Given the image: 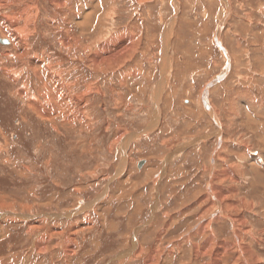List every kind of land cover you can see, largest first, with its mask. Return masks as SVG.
Wrapping results in <instances>:
<instances>
[{"label": "rangeland", "instance_id": "rangeland-1", "mask_svg": "<svg viewBox=\"0 0 264 264\" xmlns=\"http://www.w3.org/2000/svg\"><path fill=\"white\" fill-rule=\"evenodd\" d=\"M0 1V40L8 41L0 44V218L6 217L0 219V263L63 264L61 252L53 246L58 240H69L72 236L67 231L72 227V238L79 245L70 264H144L155 248L161 264H207L219 242L233 250L221 254L222 264H264V0H147L139 6L138 0H104V6L101 0H70L64 10H55L48 0ZM26 4L37 5L39 16L28 39L27 59L20 63L14 58L18 48L14 34L24 26L23 15L15 25H9L8 19L23 12ZM110 6L112 22L106 24ZM88 12L96 20L81 46L92 41L93 53L106 39L130 27L134 36L140 31L144 53L114 74L108 70L95 77L99 72L86 69L85 62L78 67L76 60L84 55L79 50L69 55L58 43L67 29L62 18L72 19L73 24ZM168 22L175 26L167 51L173 63L167 77L159 67ZM218 38L223 47L216 42ZM35 56L43 57L44 61L38 60L44 64L46 60L54 65L61 62L55 70H60L66 83L75 81L72 95L94 86L84 107L90 119L88 130L78 129L79 118L75 120L71 113L68 117L75 120L78 130L65 128V113L73 108L64 109L63 101L61 115L54 116L58 134L28 108L27 98L37 95L41 82L49 83L42 64L33 62ZM4 69L22 71L21 78L14 84ZM132 71L136 76L121 87L119 78ZM37 76L44 79L39 84ZM165 76L158 105L160 124L149 130L154 109L151 92ZM20 89L27 97L16 96ZM60 96L56 95L58 101ZM200 98L204 99L201 105ZM211 111L216 112L215 121ZM118 132L132 140L115 142ZM213 157L215 166L209 163ZM121 164L125 167L118 173ZM224 166H231L237 179L233 184L223 183V188L236 187L237 193H227L226 198L239 204L229 212L223 209L224 217L213 225L217 238L210 247L214 246L192 262L193 246L207 239L206 234L202 238L191 235L209 204L200 197L207 194L210 170ZM216 209L213 213L218 215ZM72 210L77 215L67 216ZM206 215L210 220V214L203 219ZM169 217L171 226L157 242ZM33 226L38 229L34 231ZM53 227L56 230L50 232ZM238 227L241 239L233 236ZM60 229L66 232L61 239L51 238L52 250L47 255L32 251L35 238L48 239ZM187 234L192 242L181 251L179 241ZM135 240L144 253L119 260ZM173 242L176 250L170 258L165 250ZM240 244L251 253H241Z\"/></svg>", "mask_w": 264, "mask_h": 264}, {"label": "bare ground", "instance_id": "bare-ground-1", "mask_svg": "<svg viewBox=\"0 0 264 264\" xmlns=\"http://www.w3.org/2000/svg\"><path fill=\"white\" fill-rule=\"evenodd\" d=\"M52 6H54L55 10H64L63 8H65L66 4L68 3V1L70 0H48ZM73 1V0H72ZM111 0H106V2H110ZM163 1V0H162ZM96 2V1H95ZM104 0H101L100 1V4L102 3L103 6L105 5L104 3ZM114 2V1H113ZM147 0H138V6L139 5H144V3H146ZM176 2V1H175ZM135 3V2H134ZM0 4H1V1H0ZM27 7L26 9H24L23 12L19 13L17 16L13 17V18H10L8 19V21L10 22L9 25H15L17 24V22H19V20L21 19V15L22 16V21L24 23V26L21 28V29H18V30H15V38H16V42L18 43V48H17V53H15V60L16 62H20V63H24L23 61H25L27 59V55L29 53V49H28V39L29 37H32L33 35V32L34 30H36L34 28L35 26V22L38 21V16H39V9H38V6L35 5V4H26ZM95 5V4H93ZM175 7L178 9V4L174 3ZM70 6V5H69ZM98 6V5H97ZM96 6V7H97ZM102 6V5H101ZM90 8V7H89ZM229 8H230V5L228 7V12L229 11ZM66 9V8H65ZM77 9V8H76ZM75 9V10H76ZM92 9V8H91ZM113 9V8H112ZM111 9V6L110 8L107 10L109 11L108 13H106V15H108L106 18H104V21L105 23H111L109 20H112L110 17L112 16V11ZM71 13V11H70ZM76 13V12H75ZM69 14V13H68ZM72 17H73V14L71 13ZM75 15V14H74ZM84 16L81 18V20H77L75 19V23H71L70 21L72 19H68V17L66 18H62L63 22L65 23L64 25H66L65 27H67V31L65 30L64 32H61L62 33V39H60L58 41L59 43V46H60V49H65V51L67 52V54H69L70 52L73 54H77L78 50L80 51V53H82L84 55V57H81L79 55L78 57V60H76V62H78V67H79V64L81 63H84L85 62V65H86V69L88 68L89 70L93 69V71H95V73L98 71L99 73H97L95 75V77L97 76H101V75H98V74H104L106 71L108 70H111V72L114 74L115 72H117V70L123 66H125V64H128L132 58L136 56H138V54H142L144 53V51H140L141 50V44H140V39H141V35L139 34L140 31L136 34L139 36H137V38L135 39V36L132 29L129 27L128 30L126 31H123V32H120V33H116L117 35L114 36V37H110L108 39V41L106 42L105 40V43L103 45H100V47L93 51L92 52V45L94 43H92L91 39V44H83L82 45V41L84 39V37H88L86 35L89 34V31L91 27L94 26L93 24V19L96 20V18H92L91 16V13L88 12V13H84L83 14ZM67 16V15H65ZM104 17V16H103ZM71 18V17H70ZM51 19V18H50ZM74 19V18H73ZM98 20V19H97ZM46 21V20H45ZM49 21V19H48ZM73 21V20H72ZM101 21V20H100ZM102 22V21H101ZM49 23V22H48ZM55 23V22H54ZM114 23V22H113ZM51 25V24H50ZM97 24H95L96 26ZM105 25V24H104ZM112 25V24H111ZM107 26V25H106ZM104 26V27H106ZM110 26V25H109ZM113 26V25H112ZM175 26V22L170 23L168 22L167 24V27H166V31L165 33L163 34V44H164V54H162V60L160 62V67L161 68V72H163L164 70V73H167L165 75L170 76L169 75V70L171 68V65L173 64L172 63V60L169 59V56H167V51H168V47H169V42L171 40V37L173 35V27ZM226 27V26H225ZM71 28V29H70ZM89 28V29H88ZM110 28V27H109ZM109 28L107 29V32L109 31ZM113 28V27H111ZM110 28V30H111ZM106 30V29H105ZM77 31V32H76ZM137 31V30H136ZM88 32V33H87ZM101 32H104V31H101ZM79 33H81L82 35H80ZM91 33V32H90ZM221 33V32H220ZM56 34V33H55ZM35 35V34H34ZM92 35V34H90ZM107 35V34H106ZM48 36V35H47ZM59 37V36H58ZM92 37V36H91ZM155 37V36H154ZM151 38V37H150ZM174 38V37H173ZM49 39V38H48ZM151 41V40H150ZM218 44H221L222 46V42L219 40V38L217 39ZM31 43V42H30ZM171 44V42H170ZM56 45H57V42H56ZM16 46V45H15ZM31 46V45H30ZM94 46V45H93ZM159 47V46H158ZM223 47V46H222ZM161 50V48H160ZM224 50V49H223ZM31 51V50H30ZM87 51H89V54H87ZM173 51V49H172ZM226 50H224L225 52ZM228 51V50H227ZM73 54V55H74ZM70 55V54H69ZM74 57V56H73ZM146 57V56H145ZM228 57H229V54H228ZM231 58V57H230ZM38 59H43V57H40L38 58L37 56L33 57V62L35 61L37 64H42V67L44 68V75L46 76L47 80H49V85H51V88H49V85H47L46 83L44 82H41L43 83L41 86H40V90L37 92V95H34L32 97H28L27 98V101H28V108L33 112V114L38 118L40 119L42 122H45V123H49L51 125V128L52 130L55 132V134H58V128L56 127L57 123H55V118L54 116L57 115H61L60 114V110H61V103L62 101L65 102L63 104V108L66 109V108H70L73 110H70V111H67L65 113V119H64V124L67 125L65 128L67 130H73L76 131L80 128H82L81 126H83L86 130H88L90 128V119L88 117L85 116L86 114V110L84 109L85 107V103L87 102V96L90 95V93L93 91V87L94 86H89L87 88H85V90L81 93H78V94H73L72 95V91L74 90L75 88V81L74 82H71V83H66V80L63 79V77H61V72L60 70H55L56 67H60L61 65V62L58 61L55 65L54 64H51V63H46L44 64V59L43 61H40ZM59 59V58H58ZM50 60V59H49ZM134 60V59H133ZM31 61V59H30ZM75 61V59H74ZM32 62V61H31ZM34 62V63H35ZM49 62V61H48ZM56 62V61H55ZM29 63V62H28ZM33 63V65H34ZM76 65V64H75ZM29 66H31V63L29 64ZM41 66V65H40ZM127 67V66H126ZM74 68V66H73ZM167 68V70H166ZM26 70L28 71V73L30 74V71L31 69H29V67L27 66ZM38 70V69H37ZM52 70H54L53 72H51ZM36 71V70H35ZM22 71H13V72H7V70H3V73L4 74H7L9 76L10 79L14 80V84L17 83V79H20V75L22 74L21 73ZM32 72V71H31ZM43 72V71H42ZM110 72V73H111ZM33 74H36L35 72H33ZM39 75V74H37ZM42 75V74H41ZM39 75V76H41ZM105 75V74H104ZM35 76V75H34ZM37 76V78H35L37 80V83L39 84L38 81H43V77H39ZM75 76V75H74ZM93 76V75H92ZM134 76H136V72L135 71H132V72H129L127 73L124 78L121 77L119 78L120 80V84H121V87H124L126 86V83L128 82L127 80H129L130 78H133ZM17 78V79H16ZM103 78V77H102ZM224 78V77H223ZM162 79V78H161ZM219 79H221V77H219ZM33 80V79H32ZM111 80V78L109 79ZM108 80V82H109ZM166 76L165 78L163 79L162 82L158 83L153 89H152V96H151V100L150 103L153 104V112L151 114V117H152V120H151V123L147 126L149 130H154L155 128H157L160 124V120H159V117H160V113H161V110L159 109L160 107H158L159 105V102H160V91L162 90L164 84L166 83ZM31 81V80H30ZM107 81V80H106ZM12 84V83H11ZM26 84V83H25ZM36 84V83H35ZM37 85V84H36ZM72 87V91H70ZM128 87V86H127ZM153 87V86H152ZM135 90V89H134ZM64 91V92H62ZM55 92H57L56 95H61L59 98H61L59 101L55 95ZM96 92L98 93V95L100 96H103L102 94V91L97 88L96 89ZM64 93V94H63ZM135 93L136 90H135ZM72 95V96H71ZM138 95V94H137ZM16 96L19 97V98H23V97H27V94L25 91H23L22 89H20L19 91L16 92ZM121 95L120 94V97L118 96V99L114 101V104L116 106L117 102L119 101V99H121ZM63 97V98H62ZM74 97V98H73ZM201 97V95H200ZM204 98V97H203ZM203 98H200L199 99V103L201 105V102L202 100L204 101ZM65 104H67V106L65 107ZM122 104V103H121ZM58 105V106H57ZM209 105V104H208ZM55 107V108H54ZM75 107V108H74ZM123 107V106H122ZM189 109V107H187ZM56 109V110H55ZM88 109V108H87ZM127 111H130L132 110V108L130 106H127L125 108ZM124 109V110H125ZM207 109H208V106H207ZM206 109V110H207ZM68 110V109H67ZM115 111V110H114ZM64 112V111H63ZM85 112V113H84ZM132 112V111H131ZM74 114L76 116L75 120L78 119L79 120V125L80 127L77 129V127L75 125H73V123L75 122V120H72L68 117V115H71V114ZM215 113V114H213ZM89 114V113H88ZM111 115V113H109ZM113 114V113H112ZM91 114H89L90 116ZM210 115L213 117V121H215V115H216V112H213L211 111ZM114 116V115H113ZM234 116V114H233ZM63 117V118H64ZM112 117V115H111ZM74 118V117H73ZM232 120V119H231ZM252 120V119H251ZM212 121V120H211ZM230 121V120H229ZM233 121V120H232ZM111 122V121H110ZM112 123V122H111ZM217 124V123H216ZM61 125L63 126V123H61ZM107 126L109 125L106 124ZM105 125V126H106ZM111 126V125H110ZM109 126V127H110ZM61 127V126H60ZM107 128V127H106ZM134 137V135H133ZM124 139V132H118L117 134V137L116 139L114 140L115 142L116 141H122ZM221 133L219 135V137L216 139L218 141V144L221 143ZM125 141L127 140V143H129L130 141L129 140H132V137L130 136H126V139H124ZM123 142V141H122ZM118 143V142H117ZM243 145V144H242ZM183 148V146H181L178 150L180 151L181 149ZM247 150V147L245 148ZM249 149V148H248ZM219 156H221L219 154ZM214 158H212V162L209 161V163H211L212 165L215 166V161H214ZM126 160V159H125ZM244 161V159L242 160ZM238 165V164H237ZM236 165V166H237ZM242 166V165H241ZM125 167V166H124ZM124 167L122 166V164L119 166L117 172H121L122 170H124ZM231 166H228L227 169L226 167L224 166L223 169L221 170H216V168H213L212 170H210V176H209V180L207 181V194H201V201L202 200H207L209 202L208 205H206V207L208 206L209 209L205 210V208L203 209L204 212H202V216L200 217V221L202 220V222L197 226V228L191 232V235L192 237L194 238H202L203 235H207V239L201 243V245L199 246H196L194 245L193 246V251H192V262H197L199 261L200 257L202 256L204 250L208 247H210L212 244H210L211 242H213L214 244V239L217 238V234H216V231L213 230V225L216 224V222L221 219L222 217H224L223 213V209L226 208L228 209L227 211L229 212L230 210L234 209L233 206H236L239 204L238 202L235 203L234 200H232L231 198H226L228 197L226 194L227 193H230L231 195L236 192L235 188L233 186H229L228 188L225 187L223 188L222 185H224L223 183L225 181H230V183H234L237 179L236 177L234 176V172L232 170V168H230ZM238 167V166H237ZM212 168V167H211ZM234 165H233V169H234ZM244 168V167H243ZM239 169V167H238ZM206 170V169H205ZM244 171V170H243ZM205 172V171H204ZM236 174V172H235ZM120 178V177H119ZM239 182V181H238ZM220 184V185H219ZM227 184V183H225ZM231 184V185H232ZM228 186V185H227ZM76 191V190H75ZM237 193V192H236ZM263 193V192H262ZM235 194V193H234ZM103 196V195H102ZM189 196V195H188ZM194 196V195H193ZM235 196V195H234ZM108 197V196H107ZM207 198H211V199H207ZM236 198V197H235ZM224 199V200H223ZM213 201V202H212ZM212 202V203H211ZM221 202V203H220ZM101 204V203H100ZM103 204V202H102ZM201 205V203H200ZM204 206V205H203ZM214 206L215 208H217L219 210L218 212V215H216L215 213H213V209H214ZM86 207H90L89 206H86ZM202 207V206H201ZM1 208V207H0ZM88 209V208H87ZM90 209V208H89ZM216 209V210H217ZM237 209V208H236ZM235 209V210H236ZM182 210V209H181ZM201 210V209H200ZM234 210V211H235ZM164 212V211H163ZM184 212V215H186V210L183 211ZM162 213V212H161ZM213 213V214H212ZM163 214V213H162ZM205 214H210V220L207 218V215H206V219H203V216H205ZM225 214V213H224ZM5 215V214H4ZM3 215V219L6 218L4 217ZM77 214L75 213V210L73 211H70L68 212L67 216L69 217H73V216H76ZM166 216V214H164ZM227 215V214H226ZM230 215V214H228ZM227 215V216H228ZM53 216V215H52ZM178 216L181 217V215L179 214ZM167 217V216H166ZM184 217V216H183ZM0 218V219H2ZM43 219V218H42ZM198 219V218H197ZM226 219V218H225ZM20 220V219H19ZM69 220V219H68ZM72 220V219H71ZM70 220V221H71ZM172 217H169L168 221L165 223V226H163L161 229H160V234L157 238V242L160 241L161 237L164 235V233L167 232V230L170 228L171 226V223H172ZM182 220V219H181ZM227 220V219H226ZM243 220V219H242ZM242 220L239 218L237 221L238 222H242ZM1 224H3L2 221H0V226ZM240 224V223H239ZM242 224V223H241ZM246 224V223H245ZM151 225V224H150ZM163 225V224H162ZM152 226V225H151ZM190 226V225H188ZM34 227V226H33ZM154 227V226H153ZM37 228V227H36ZM36 228L34 227V231L36 230ZM76 228V227H75ZM189 228V227H188ZM193 228V227H192ZM38 229V228H37ZM154 229V228H153ZM186 229V228H185ZM248 230V228H246ZM56 229L53 227L52 231H55ZM234 230V229H233ZM190 231V230H189ZM189 231H187L188 233H190ZM66 232L65 229H60L58 230V232L56 234H54L53 237H49L48 239L45 238V237H41L39 235V237L35 238L32 242V251L36 254H39V255H47L51 250L52 248L50 249L49 248V244H50V240L51 238L53 239H61V237L63 236V234ZM67 232H71L70 235L73 237V229L72 227H68V231ZM47 234V233H46ZM185 234V233H184ZM183 234V235H184ZM240 235H241V229L240 227L236 228L234 230V237L236 239L240 238ZM48 236V235H47ZM69 236V235H68ZM248 236V235H247ZM250 236V235H249ZM70 237L69 240H65V241H61V240H58L55 245L53 246V250H58L61 252L63 258H62V261H63V264H70V262L72 261L73 257L75 256L76 252H77V243L76 241ZM67 238V237H66ZM76 238V237H75ZM193 238V239H194ZM206 238V237H205ZM248 238V237H247ZM52 239V240H53ZM68 239V238H67ZM204 239V238H203ZM241 239V238H240ZM246 239V237H245ZM190 235L187 234L185 236H183L181 238V240L179 241V247L178 249L183 251V247H185L187 244L190 243ZM224 240V239H223ZM240 241V240H239ZM192 242V240H191ZM197 243V241H195ZM224 242V241H223ZM241 242V241H240ZM239 242V243H240ZM194 243V242H193ZM241 243H244V242H241ZM263 244V243H261ZM214 246V245H213ZM212 246V247H213ZM234 246V245H233ZM241 246V244H240ZM210 247V248H212ZM209 248V249H210ZM236 249V248H235ZM253 249V248H252ZM156 250H158V248H155V249H152L150 252H149V255L146 257L145 261H144V264H161V262L157 259V255H159V252H157ZM176 250V246L173 243H171L165 250V255H167L168 257H172V254L173 252ZM232 250V247L231 245L227 244V243H220L219 244L217 243V245L215 246L214 248V252H213V255L211 256L210 258V262L207 263V264H222L221 262V254L222 253H226L227 251H231ZM233 251V250H232ZM240 251L241 253H251L249 248L247 246H241L240 248ZM254 251V250H253ZM148 252V251H147ZM146 252V253H147ZM144 253V248L139 244V242L137 240L134 241L133 245L131 246V249L128 251V253L126 255H120L118 257V259H123L124 256H128V254L130 256H138V255H142ZM205 253V252H204ZM235 254V252H234ZM237 254V253H236ZM209 255V254H208ZM243 255V254H242ZM231 256V255H229ZM237 257H239L238 255H236ZM250 256V255H249ZM236 257V258H237ZM245 257V256H243ZM247 257V256H246ZM235 258V259H236ZM242 258V257H241ZM231 259V258H229ZM245 259V258H243ZM134 259H131L130 257V261H132ZM250 260V259H249ZM259 260V259H258ZM257 260V261H258ZM227 261V260H226ZM236 261V260H235ZM253 261V259H252ZM233 262V261H232ZM238 262L240 263V260H238ZM243 262V261H242ZM225 263V262H224ZM235 263V262H234ZM246 263V262H245ZM0 264H5L3 262H1ZM191 264V263H190ZM226 264V263H225ZM237 264V263H236ZM253 264V263H252Z\"/></svg>", "mask_w": 264, "mask_h": 264}, {"label": "water", "instance_id": "water-1", "mask_svg": "<svg viewBox=\"0 0 264 264\" xmlns=\"http://www.w3.org/2000/svg\"><path fill=\"white\" fill-rule=\"evenodd\" d=\"M0 44H2V45H6V44H8V41L7 40H0ZM141 165L139 164V167H140Z\"/></svg>", "mask_w": 264, "mask_h": 264}]
</instances>
